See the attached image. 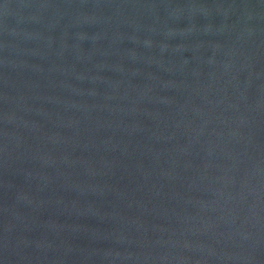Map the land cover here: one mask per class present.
Returning <instances> with one entry per match:
<instances>
[{
    "label": "water",
    "instance_id": "1",
    "mask_svg": "<svg viewBox=\"0 0 264 264\" xmlns=\"http://www.w3.org/2000/svg\"><path fill=\"white\" fill-rule=\"evenodd\" d=\"M0 264H264V0H0Z\"/></svg>",
    "mask_w": 264,
    "mask_h": 264
}]
</instances>
